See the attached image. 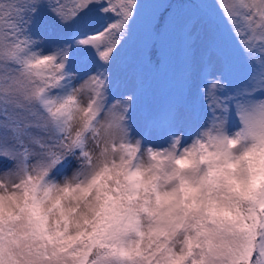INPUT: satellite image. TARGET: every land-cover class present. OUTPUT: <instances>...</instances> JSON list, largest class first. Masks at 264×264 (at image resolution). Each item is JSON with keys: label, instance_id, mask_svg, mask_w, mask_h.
<instances>
[{"label": "snow or ice", "instance_id": "6c2138e0", "mask_svg": "<svg viewBox=\"0 0 264 264\" xmlns=\"http://www.w3.org/2000/svg\"><path fill=\"white\" fill-rule=\"evenodd\" d=\"M114 131L125 160L94 168ZM208 142L204 174L170 192L135 166ZM13 168L28 183L0 193V264H264V0H0Z\"/></svg>", "mask_w": 264, "mask_h": 264}, {"label": "clouds", "instance_id": "9594fccd", "mask_svg": "<svg viewBox=\"0 0 264 264\" xmlns=\"http://www.w3.org/2000/svg\"><path fill=\"white\" fill-rule=\"evenodd\" d=\"M81 117L76 121V126L79 127ZM113 140L116 141L115 147H113ZM122 141L118 133L113 132L112 136L108 137L102 144V154H97L93 152V156L96 160L94 168L98 167L100 163L105 160L111 162L115 160L117 164L125 160L126 150L121 147ZM212 148V142H208L207 149L201 144H196L194 146H189V153H184L183 151H178L171 146L164 150H156L155 154L143 153L136 158L135 166L140 168L144 173V179L150 184H158L160 192H170L179 186V183L183 179H196L204 174L207 168L206 155L207 151ZM187 155L189 160H194L195 164L192 166L184 165L178 163L181 156ZM115 175V173H114ZM41 176L36 173H31V181L33 183H38ZM122 179V177H121ZM28 183V176L22 170H17L13 168L11 174L6 171L0 172V193L6 192H16L17 189L13 188L14 184H19L23 187ZM60 185L63 186L64 181L61 180ZM69 183H75L72 177H69ZM63 193H57V195H62ZM65 206L68 208H76L77 204L75 201L70 199H65ZM153 206L155 207V202L153 201ZM246 211V209H245ZM84 212L83 207H81V213ZM90 215V214H89ZM83 215L78 213L73 219L71 229L73 234L83 230ZM140 223L143 225V232L145 239L143 244L147 248L150 238L149 232L151 231L152 220L149 216H141ZM182 237H177L176 239V250L177 252L183 251L181 247ZM238 239V238H237ZM218 264H230V260L222 259Z\"/></svg>", "mask_w": 264, "mask_h": 264}, {"label": "rangeland", "instance_id": "374dc122", "mask_svg": "<svg viewBox=\"0 0 264 264\" xmlns=\"http://www.w3.org/2000/svg\"><path fill=\"white\" fill-rule=\"evenodd\" d=\"M233 120H235V117H233ZM152 143H153V144H161L162 141L159 140V139H157V138L154 136V137H153V140H152Z\"/></svg>", "mask_w": 264, "mask_h": 264}]
</instances>
